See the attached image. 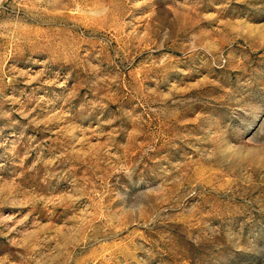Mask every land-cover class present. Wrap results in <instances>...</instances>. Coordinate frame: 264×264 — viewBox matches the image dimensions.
Segmentation results:
<instances>
[{"label": "rangeland", "instance_id": "obj_1", "mask_svg": "<svg viewBox=\"0 0 264 264\" xmlns=\"http://www.w3.org/2000/svg\"><path fill=\"white\" fill-rule=\"evenodd\" d=\"M0 264H264V0H0Z\"/></svg>", "mask_w": 264, "mask_h": 264}]
</instances>
